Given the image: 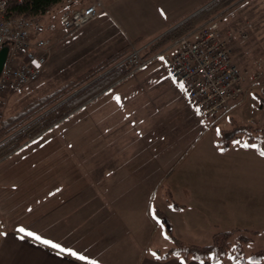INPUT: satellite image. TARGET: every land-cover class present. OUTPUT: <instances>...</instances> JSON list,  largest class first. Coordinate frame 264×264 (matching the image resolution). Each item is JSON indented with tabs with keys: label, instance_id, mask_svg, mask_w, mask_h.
Instances as JSON below:
<instances>
[{
	"label": "crops",
	"instance_id": "0c3cea01",
	"mask_svg": "<svg viewBox=\"0 0 264 264\" xmlns=\"http://www.w3.org/2000/svg\"><path fill=\"white\" fill-rule=\"evenodd\" d=\"M135 1L136 21L147 25L155 38L200 9L188 12L190 7L185 5L190 0ZM235 7L238 12L228 14ZM235 7L222 10L217 18L223 35L231 29L247 30L246 41L236 34L232 57L240 68L253 70L251 66L264 56V0H241ZM60 11L46 17L44 34L54 45L44 72L51 68L55 44L61 40L56 28ZM186 13L191 14L184 17ZM223 14H228L225 19ZM139 25L131 22L133 33L125 32V40L115 46L95 43L92 52L101 46L106 52L91 67L116 53L144 46L132 40L144 35ZM160 58L163 64L155 71L151 67L158 58L134 72L127 65H110L87 84L102 77L87 88L74 113L0 162V264H239L158 255L176 240L208 245L216 232L232 228L259 230L253 244L262 241L258 249L264 248L263 210L253 204L247 214L240 204L246 190L215 186L232 180V175L227 177L223 171L188 175L192 165L204 158L202 146L217 156L221 150L214 145L217 140L206 118ZM118 68L124 71L114 73ZM162 74L166 91L150 94L151 89L159 90L162 81L156 76ZM256 77L248 76L245 97L231 112L251 92L260 97L257 94L264 87L259 89L261 79ZM236 146L233 142L223 155L229 157ZM249 194L254 200L262 197L260 191ZM44 240L87 259L60 252ZM245 264H264V260Z\"/></svg>",
	"mask_w": 264,
	"mask_h": 264
},
{
	"label": "built area",
	"instance_id": "2783aa9c",
	"mask_svg": "<svg viewBox=\"0 0 264 264\" xmlns=\"http://www.w3.org/2000/svg\"><path fill=\"white\" fill-rule=\"evenodd\" d=\"M8 1L0 0V51L8 48L0 72V117L8 95L34 83L44 72L54 45L44 36V18L60 8L59 22L70 32L105 12L103 0H61L41 18L7 17ZM236 34L242 40L249 37L245 28L231 29L223 35L220 20L213 17L160 51L149 53L148 45L132 47L114 67L127 65L134 72L161 56L173 80L183 85L193 107L206 118L216 117L230 111L245 96L246 72L232 57ZM258 65H263V61Z\"/></svg>",
	"mask_w": 264,
	"mask_h": 264
},
{
	"label": "rangeland",
	"instance_id": "374dc122",
	"mask_svg": "<svg viewBox=\"0 0 264 264\" xmlns=\"http://www.w3.org/2000/svg\"><path fill=\"white\" fill-rule=\"evenodd\" d=\"M103 1H105V12L79 30L70 32L65 31L59 22V17L57 18V39L61 40L55 44L54 53L51 59V68L46 70L37 81L30 84L23 90L15 94L10 93L8 95L2 110L3 113L7 112L5 118L6 123L8 121L10 122L22 112L29 110L46 95L51 94L60 87L64 86L66 83L76 79L77 76H79L84 71L88 70L94 64V60L99 59L100 56L106 52L103 46H101V50L96 51V53L92 52L94 50L95 43L98 44L97 47L102 44H105V47L109 44L111 46L119 44L121 41L125 40L126 33L130 34L131 22L133 25L140 24L138 27L140 29L143 27L141 32L144 34L142 37H133V41L138 42L139 45H147L151 40H154L153 38H155V35H150L148 26L142 25L136 21L138 17V11L135 10L137 5L135 0ZM150 1L152 2V0ZM202 1L203 0H190L189 3L185 5V8L190 7L188 12L192 13L207 4L205 2L202 3ZM106 2L108 5H106ZM240 2L241 0H236L227 8H230L233 5L237 6ZM237 12L238 9L235 7L230 12H228V14ZM56 13H58V11ZM191 13H186L184 17H187ZM226 15L223 14L221 18L225 19ZM43 26L44 29L47 27L46 18H44ZM106 30L111 31L108 33V37L105 35ZM44 36L46 35L44 34ZM160 57L161 56H159V58L156 59L152 64L151 68L153 71L160 69L162 63ZM261 61H263V65L259 66L258 64H260ZM252 67L253 70L241 68L243 72H246V79L243 83L245 93L249 83L248 76L250 74L257 76L256 80L261 79L259 82L260 86H258L259 89L264 87V56L256 60L254 66H251V68ZM123 71V68H118V70L114 71V73L120 74ZM156 77L161 79L162 85H160L159 90L157 91L152 89L149 90V93H152V95L162 94L164 91H166L165 88H162L165 86L163 81L164 75L162 74ZM149 78L150 76L146 77L144 81H148ZM98 85L96 84L93 87H98ZM88 92H86V90L83 91L72 100L71 104L74 105L79 103L80 99L85 97ZM257 95L260 97L258 96L259 98H256V94L251 92L247 99L238 107H236L234 112L229 111L226 114L224 113L219 115L217 118L212 116L204 119L208 128L212 131L211 133H214L216 140L221 130H232L233 128L239 126L252 127L251 129H264V90H262V92ZM210 135L211 134L207 135L206 140L210 137ZM247 140L248 136L246 134H240L234 141L238 146H236V150L230 152L229 157L224 156V152H221L220 150V155L218 156L210 152L207 153L206 149H204L205 146H202V154L204 155V158L200 159V161H196L192 165L195 167H191L188 170V175L199 177L210 173L218 174L220 171H223L224 175L227 177L232 175V180H229L222 185L221 183L216 182L215 186L246 190L247 195L245 200L240 204H242L241 209H243V206H245V211L248 214V210H250V207L253 204L257 205L256 208H261L264 212V156L260 155V152H258L256 145L254 144L245 147L241 146L242 144L240 143H246ZM214 145L218 147L216 141H214ZM237 153L238 155H236ZM185 172L186 170L184 169L181 173L184 174ZM252 191H260V193H262V197H256V200H254L253 195L249 194ZM241 209L240 212L243 211ZM262 244V241H257L256 244L249 245L247 247V253L249 254L257 250Z\"/></svg>",
	"mask_w": 264,
	"mask_h": 264
},
{
	"label": "trees",
	"instance_id": "16d2710c",
	"mask_svg": "<svg viewBox=\"0 0 264 264\" xmlns=\"http://www.w3.org/2000/svg\"><path fill=\"white\" fill-rule=\"evenodd\" d=\"M61 0H9L7 3L5 16L7 17H43L48 11L55 9ZM236 0H215L205 8L201 9L190 18L168 31L160 38L149 45V53H154L164 49L174 43L184 33L198 27L203 22L219 16L220 12L226 9ZM235 7L234 5L229 9ZM123 54L116 53L101 61L94 67L81 73L76 79L66 83L56 91L43 97L36 105L31 107L13 118L10 122L6 121L0 125V162L14 154L26 143L36 139L55 124L68 118L78 109V104L72 105V100L87 90L96 81L85 86L105 70L110 65L120 60ZM117 68V67H115ZM70 98L63 101L73 92L81 87ZM242 101V100H241ZM252 127H235L232 130H221L218 134L217 145L222 152H226L240 134H246L247 146L256 145L258 152L264 151V129H251ZM172 201V197H169ZM172 205L181 209V205L172 201ZM259 234L257 229L232 228L216 232L212 241L208 245H197L182 240H176L174 246L166 251H158L161 258H168L172 255L178 256L183 260L194 259L197 261L224 262L232 261L245 264L248 261L264 260V248L247 253V247L252 245L256 236Z\"/></svg>",
	"mask_w": 264,
	"mask_h": 264
},
{
	"label": "snow or ice",
	"instance_id": "6c2138e0",
	"mask_svg": "<svg viewBox=\"0 0 264 264\" xmlns=\"http://www.w3.org/2000/svg\"><path fill=\"white\" fill-rule=\"evenodd\" d=\"M181 87H183V85H181ZM260 155H261V156H264V151H261V152H260ZM20 231H21V232H24L25 230H24V229H20ZM27 235H29V236H34V234L31 233V232L27 233ZM35 239L40 240L41 238H40L39 236H35ZM43 243H44V244H49V245H51V247L56 248V249H59L60 252L68 253L69 255L74 256V257H76L77 259H80V260H85V259H87V258L84 257V256H80V255H78L76 252L72 251L71 249L61 248V246H60L59 244H54V243H52L51 241L44 240Z\"/></svg>",
	"mask_w": 264,
	"mask_h": 264
},
{
	"label": "water",
	"instance_id": "95a60500",
	"mask_svg": "<svg viewBox=\"0 0 264 264\" xmlns=\"http://www.w3.org/2000/svg\"><path fill=\"white\" fill-rule=\"evenodd\" d=\"M215 1V0H214ZM211 2H213V1H211ZM210 2V3H211ZM210 3H208L207 5H209ZM206 5V6H207ZM203 8H205V6L204 7H202V8H200L199 10H197V11H195L192 15H194V14H196L197 12H199L201 9H203ZM191 15V16H192ZM190 16V17H191ZM182 23V22H181ZM179 25V24H178ZM7 54H8V48L7 47H4L1 51H0V72H1V70H2V68H3V66H4V63H5V61H6V58H7ZM85 86H87V84L85 85ZM85 86H83V87H81L80 89H78L77 91H75V92H73L71 95H69L67 98H65L63 101H65L66 99H68V98H70L71 96H73L74 94H76L78 91H80L81 89H83Z\"/></svg>",
	"mask_w": 264,
	"mask_h": 264
}]
</instances>
